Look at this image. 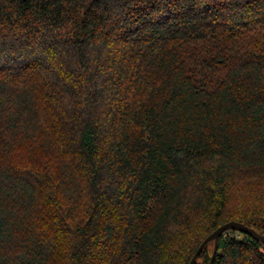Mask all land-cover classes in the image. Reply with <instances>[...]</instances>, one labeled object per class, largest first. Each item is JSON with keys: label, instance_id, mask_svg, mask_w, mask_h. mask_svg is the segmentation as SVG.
Returning <instances> with one entry per match:
<instances>
[{"label": "trees", "instance_id": "16d2710c", "mask_svg": "<svg viewBox=\"0 0 264 264\" xmlns=\"http://www.w3.org/2000/svg\"><path fill=\"white\" fill-rule=\"evenodd\" d=\"M230 221L264 235V0H0V264H189Z\"/></svg>", "mask_w": 264, "mask_h": 264}, {"label": "water", "instance_id": "95a60500", "mask_svg": "<svg viewBox=\"0 0 264 264\" xmlns=\"http://www.w3.org/2000/svg\"><path fill=\"white\" fill-rule=\"evenodd\" d=\"M228 230H236L239 232H243V233H246V234L253 236L255 239H258V240L264 242V235L259 233L256 229L249 227V226H247L244 223H241L239 221H230V222L225 223V224L221 225L220 227H218L215 231H213V233H211L202 242V244L200 245V247L198 248V250L196 251V253L192 257L189 264H195L196 263L198 257L202 253L204 247L210 241H214V252H213V255L211 257V262H210V264H214L215 256H216V253L218 251L219 239Z\"/></svg>", "mask_w": 264, "mask_h": 264}]
</instances>
